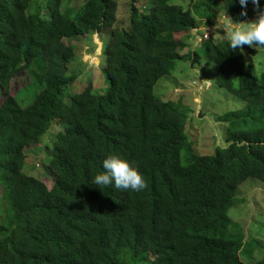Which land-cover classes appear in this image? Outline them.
Listing matches in <instances>:
<instances>
[{"label": "trees", "instance_id": "1", "mask_svg": "<svg viewBox=\"0 0 264 264\" xmlns=\"http://www.w3.org/2000/svg\"><path fill=\"white\" fill-rule=\"evenodd\" d=\"M45 1L46 18L38 6L31 10L32 0H0V264H245L244 253L262 244L245 242L227 212L241 183L264 181V73L255 78L243 52L225 40L181 52L192 30L212 24L219 10L233 23L256 16L250 0L246 16L238 0H189L186 9L142 0L152 5L142 10L126 0V27L115 26V0H84L74 15L61 11L62 0ZM93 34L105 37V91L95 93L105 82L90 77L66 104L64 90L80 72L72 67L76 47L65 40ZM39 56L43 85L23 107L9 83ZM202 58L216 64L215 83L247 112L223 117L227 145L213 155L195 153L185 117L153 94L175 61ZM51 123L60 131L47 181L23 169L26 148L40 146ZM108 155L133 162L145 188L92 185Z\"/></svg>", "mask_w": 264, "mask_h": 264}, {"label": "rangeland", "instance_id": "2", "mask_svg": "<svg viewBox=\"0 0 264 264\" xmlns=\"http://www.w3.org/2000/svg\"><path fill=\"white\" fill-rule=\"evenodd\" d=\"M138 1L140 10L143 7L150 8L152 6L151 4L144 5L142 0ZM45 2V0H32L31 10L38 6L42 17L46 18L49 11L44 5ZM115 2L117 4L115 26L126 27L130 13L129 5L126 0H115ZM171 2L186 9L189 0H171ZM83 3L84 0H62L61 11L67 8L70 14L74 15ZM218 15L219 17L212 24L202 26L200 31L192 30L187 47L181 52L182 55L200 48L202 42L207 39L215 42L225 40L223 27L213 30L217 23L225 22V14L219 10ZM255 18L256 16L250 15L244 22H250ZM104 41L105 37L102 38L97 34L88 36L82 41L65 40L66 43L76 47V54L72 60L73 63L72 61L71 63L73 70L76 69L80 72L76 82L64 90L63 100L66 104L71 94L81 91L82 87L85 88L90 77L91 80H95V83L100 82L98 76L105 82L103 87L94 88L95 93L105 91L104 46H102ZM247 47L242 49L247 68H250L254 77L258 78L261 73H264V48ZM249 48L252 52L249 51ZM100 49H102L100 64L96 66ZM44 68V61L39 56L34 59L29 69L16 74L11 79L9 93L21 106L29 105L42 87ZM215 74L216 64L205 58L197 62L190 59L177 60L174 62L170 74L161 77L153 87V94L159 100L169 102L173 109L185 117V134L189 146L197 155H213L217 148L226 147L225 132L228 123L223 120L224 116L236 114L238 111L242 112L243 116L247 114L245 102L241 98L217 86ZM239 125L243 127L244 122L240 121ZM59 131V127L55 123L53 125L51 123L48 131L42 137L41 145L26 148V161L23 169L25 174L47 181L54 178V173L47 170V163L50 158L52 142ZM235 200L238 203L228 210L227 217L241 225L245 242L254 239L262 244L260 248L244 253L242 261L245 264H257L258 260L264 256V181L245 180L238 186Z\"/></svg>", "mask_w": 264, "mask_h": 264}, {"label": "clouds", "instance_id": "3", "mask_svg": "<svg viewBox=\"0 0 264 264\" xmlns=\"http://www.w3.org/2000/svg\"><path fill=\"white\" fill-rule=\"evenodd\" d=\"M230 0L229 3H235ZM256 18L250 22L233 23L228 17L225 22L217 23L213 30L223 27L224 38L228 48L241 50L242 45L264 48V5L260 0H250ZM241 6L240 16H246V7L249 0H238ZM101 171L91 178V184L96 187H113L118 190L139 192L146 186L145 180L137 166L118 155H108L100 162Z\"/></svg>", "mask_w": 264, "mask_h": 264}]
</instances>
